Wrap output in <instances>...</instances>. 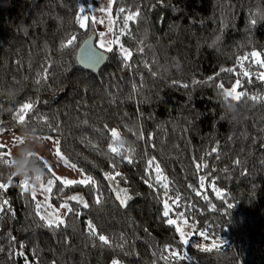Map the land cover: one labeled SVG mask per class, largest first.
I'll return each instance as SVG.
<instances>
[{"label": "trees", "instance_id": "16d2710c", "mask_svg": "<svg viewBox=\"0 0 264 264\" xmlns=\"http://www.w3.org/2000/svg\"><path fill=\"white\" fill-rule=\"evenodd\" d=\"M81 6L88 16L83 29L75 23ZM137 9L140 16L122 31L123 16ZM93 11L92 0H0V135L58 140L63 157L96 182L95 188L65 187L55 180L54 206L80 194L89 207L67 201L79 215H63L65 224L53 230L36 215L31 192L18 187L23 179L0 163V182L12 176L0 199L15 213H0V264H264V67L251 56L257 52L264 62V0H114L108 26L93 20ZM93 34L103 44L118 39L112 52L96 44L108 57L97 73L77 61ZM73 35V44L62 48ZM120 45L132 52L130 67ZM237 79V92L247 95L233 100L238 118L232 120L218 85L231 90ZM10 89L14 99L3 95ZM24 103L33 106L21 125L14 114ZM113 129L119 135L113 146L123 140L121 151L133 163L109 150ZM153 157L168 178L169 195L181 194V207L172 205L169 215L184 213L192 229L188 245L176 232L181 221L168 225L162 215L164 189L147 166ZM30 162L48 172L37 156ZM197 163L207 167L197 170ZM116 172L114 180L105 179ZM120 189L132 197L126 206L116 199ZM88 221L110 245L92 247ZM199 232L225 243L201 251L194 247L206 241ZM171 251L184 258H162Z\"/></svg>", "mask_w": 264, "mask_h": 264}, {"label": "snow or ice", "instance_id": "6c2138e0", "mask_svg": "<svg viewBox=\"0 0 264 264\" xmlns=\"http://www.w3.org/2000/svg\"><path fill=\"white\" fill-rule=\"evenodd\" d=\"M113 2H114V0H108L107 6L106 7H102L100 9V11H108V12H110ZM158 2L159 3H163L164 0H158ZM154 6L155 5H153V7ZM125 11H126L125 8H123V7L119 8V12L120 13H125ZM79 12L81 13V15L76 16L75 23H78L79 27L83 29V28L86 27L85 20L88 19V16L85 14L84 8L82 6L79 8ZM139 16H140V12H139L138 9L136 11H133V12H130V13L124 15L123 16V28H122V31L124 29H127L128 21H135ZM250 22H251V24L254 25L256 23V19H252ZM93 23H95V21H93ZM108 30H109V32L113 31L111 26L109 27ZM100 35L103 36V33H101ZM75 39H76V37L74 35L70 36L67 39L66 42L61 44V47L62 48L69 47L70 45L73 44V41ZM112 44H118V39L109 41L107 44H101L100 47L104 48V50L107 51V52H112L113 48L110 46ZM140 50L142 51L143 49H140ZM120 54L122 55L123 60L125 61V65L124 66L125 67H130L131 65H129L127 63V61L132 56V52L130 50L124 48L123 45H120ZM251 56L257 57L256 63L261 64V66L264 67V62H261L258 59L259 53L252 52ZM247 58L248 57H244L243 59H247ZM88 59H89L90 62L95 63V62H99L100 59H103V56H97V54L95 52L90 50L89 51V55H88ZM238 62L241 63V65H242V61H238ZM227 71L231 72V71H233V69H228ZM241 75L247 77V76H249V73L247 71H244V72L241 73ZM44 78L46 79L47 77L45 76ZM260 78H264V74H261ZM39 82L40 81L37 80V83H39ZM239 85H240V80L237 79L236 82H235V85L232 86L231 90L225 89L223 84L218 85V87L222 90V93L224 95L225 100H227L230 97L232 100L239 101V100H241L242 97L247 95V93H245V92H237V87ZM184 87H187V85H184ZM249 98L252 99V100L258 99V97H249ZM32 106L33 105L31 103H24L21 107H19L16 110V112L14 114V119L17 121V123H19L21 125H23L25 123V115H26V113L28 111H30L32 109ZM3 130H4L3 128H0V132H2ZM52 130L55 131L56 129L53 128ZM111 138H112V143L109 144V150L112 153H115L117 156H122L123 159L127 160V162L129 164L133 163V160H132V158L130 156L123 155V152L121 151L122 148H120L118 146H113L119 140V135L114 129L111 130ZM141 138H143V137L141 136ZM44 139L52 140L51 137H44ZM15 142L20 143L21 142L20 138H15ZM59 143L60 142L58 140L54 141V144L56 146L55 147V154H56V156L59 159L63 160L65 164H68V161L60 153ZM0 147H2V146H0ZM211 152H216V148H213L211 150ZM209 154H211V153H209ZM10 156H11L10 152H7V153L6 152H0V163H3V164H5V165H7L9 167H13V165L11 163V159L5 158V157H10ZM217 158H219V157L217 156ZM37 161L40 164L43 163L44 166L48 169V171L51 172V168H48L46 161H42V158H40L39 156H37ZM233 163L236 166H240L241 165V161L239 159L234 160ZM261 163L264 164V161H261ZM69 166L72 167L73 169H75V167H76L74 164L73 165H69ZM147 166L149 168H152V167L155 168V170L157 172L156 182H157V184H160V186L164 189L163 195L166 198L162 201V203H163V213H162V215H163V217L167 218L166 222H167L168 225H176L177 224V219H173L172 217H170L169 213H170V211L172 209V205H175L176 207H181V205L179 203L180 200H181V194L179 192H177V193H175L174 196L169 195L168 178L163 175V172L161 170V166H160V164L158 162H156L155 157H153V158L148 160ZM195 166H196L197 170H200L202 167H207L206 164H200V163H197ZM112 167L115 168L116 164L113 163ZM224 171L227 172L228 169H225ZM81 172H82V170H81ZM241 174L242 175L246 174V171H242ZM104 175H105V179L114 180L115 176H119L120 173L116 172L115 175H111L109 173H105ZM53 176H54L55 180H59L61 182V184L64 185L65 187L66 186H70V185H75V184H81V185H84L86 187L91 185V186H93V188H95V185H96L95 180L91 176H82V178L80 180L64 179V178H61L59 176H56L54 173H53ZM204 179L205 178L203 176L200 177L199 182H200L201 186H203V184H204ZM11 183H12V176H9L7 183L0 182V191H5L6 192L8 190V188H9ZM53 183H54V180L53 179H49L47 181V185L46 186L44 184H41L42 190L44 192H51ZM145 183H148V181L145 180ZM148 186L149 187H153V185L150 184V183L148 184ZM18 187L21 189L22 193L31 192L32 198L35 199L36 191L29 184L27 179H23L22 181H20ZM188 187L193 192H195L197 196L201 195V193L199 191H197V188L195 186L189 184ZM113 190L116 191V189H113ZM61 191H63V189H61ZM121 194L123 195V198H122ZM216 195L219 197L221 195V193L217 190L216 191ZM94 199H95V203L96 204H100L102 202V193H97L95 195ZM116 199L120 201L121 205H125L126 206L127 200H131L132 197L130 195H128L127 189H120L117 192ZM203 199L207 200L208 199L207 195H204ZM67 201H75L77 204L82 205L84 208H88L89 207L88 202L84 199V197L82 195L76 194V195L68 196L67 200L65 201V203L61 205V208H65L67 210L64 215H66L67 213H73L75 215H79L78 213H74L73 207L69 206ZM169 201H171V204L169 203ZM189 207H191V206H189ZM228 207L231 208L232 205L229 204ZM40 208H41V204L37 203L36 204V209L39 210ZM8 212H12V209H11V206L9 205V201L7 199H5L2 202H0V213H3L4 215H7ZM12 215H15V213L12 212ZM36 215L39 216L41 221H45V224L43 226H46V227H48L50 229H53V230L59 229L62 225L65 224V220H64L63 216L60 215V214H56L55 216H53L52 213H47L46 215H40L39 211H37ZM178 219L180 221H182L184 224L188 223V221L184 217V213L183 212L179 213ZM193 228L195 229V224H193ZM176 232L179 233V242L181 244H183V245H188L189 244V238L188 237H190L192 235V233L189 232V233L186 234L184 231L181 230L180 227L176 228ZM87 235H88L89 238H92V247H104V246L110 245L109 238L106 235L99 234L98 231H97V228L95 227V225L91 221L87 222ZM199 235L201 237H203L205 240L208 239V234L206 232H199ZM64 243H67V241L65 240ZM21 247H23V245H21ZM120 247H122V245H120ZM194 247L198 248L201 251L210 252L213 249L217 248L218 245L215 242H213L211 247H205V246L197 243V244L194 245ZM169 248H170V246L166 245L165 246V251L166 252L169 251ZM20 255H23V253H20ZM172 257H175L177 260H180V259L184 258L183 256L179 255L175 251H171L169 256H163L162 258L165 259V260H168V259H171ZM26 264H27V260H26ZM112 264H119V261L114 259L112 261Z\"/></svg>", "mask_w": 264, "mask_h": 264}, {"label": "rangeland", "instance_id": "374dc122", "mask_svg": "<svg viewBox=\"0 0 264 264\" xmlns=\"http://www.w3.org/2000/svg\"><path fill=\"white\" fill-rule=\"evenodd\" d=\"M108 4V0H92V6H93V14H92V19L99 21L105 26L109 25L111 22V17H110V12L108 11H100L102 7H106ZM112 8V7H111ZM111 11V10H110ZM85 21V25H86ZM103 44L102 40H99L97 42V45L100 49V45ZM27 136L28 140H25L24 137ZM44 137L47 136H34V135H22V134H15V133H9L7 135H0V146L1 148H5L6 152L11 153L12 159L18 155L19 150L24 147H30L31 152L30 156H39L42 158V161L47 162L48 168H51V172L46 170L48 172H45L44 177L41 179L38 185L34 186V189L36 191V196L35 199L37 203L41 204V208L39 209L41 215H46L47 213H52L53 216L56 214L64 215L66 213L65 208L61 207H56L54 206V203L52 202V196L51 192H44L41 188V184H44L45 186L47 185V181L49 179H53L55 183V179L53 176V173L56 176H59L64 179H72V180H80L82 176H86L83 172H81L77 167L73 169L69 165H73L68 162V164H65L63 160L59 159L56 154H55V144H54V139L52 140H47L44 139ZM15 138H20V143L15 142ZM62 155V154H61ZM63 156V155H62ZM14 160V159H13ZM15 161V160H14ZM54 183L52 185V188L54 186ZM3 200L0 199V202ZM178 221V218H177ZM180 225L181 230L184 231L186 234L191 232L192 229L188 225L184 224L181 221ZM215 242L217 245H221L222 243H225L224 240L222 239H207L206 241H197L195 244L199 243L205 247H211L212 243Z\"/></svg>", "mask_w": 264, "mask_h": 264}, {"label": "clouds", "instance_id": "9594fccd", "mask_svg": "<svg viewBox=\"0 0 264 264\" xmlns=\"http://www.w3.org/2000/svg\"><path fill=\"white\" fill-rule=\"evenodd\" d=\"M3 95L7 96L9 99H14L15 90L10 89L7 92H4ZM221 99L224 103V109L227 113V116H230L232 120H236L238 118V108L237 105L233 102V100L229 97L225 100L223 93L221 92ZM25 140H28V137H24ZM118 147L125 148V143L123 140H120L118 143ZM30 147H24L19 150L17 156L13 159L15 160V164L13 165V171L15 172L14 176H19L22 179H27L33 185H38L41 179L44 177L45 172L44 168L39 165H33L30 162ZM39 178V179H38Z\"/></svg>", "mask_w": 264, "mask_h": 264}, {"label": "water", "instance_id": "95a60500", "mask_svg": "<svg viewBox=\"0 0 264 264\" xmlns=\"http://www.w3.org/2000/svg\"><path fill=\"white\" fill-rule=\"evenodd\" d=\"M97 36L95 34L91 35L89 38L85 40V42L80 47L77 54V61L80 66L87 71H91L94 73L99 72L107 63L108 57L107 54L98 49L97 46ZM93 51L97 54V56H103V59H100L99 62H90L88 59L89 51Z\"/></svg>", "mask_w": 264, "mask_h": 264}]
</instances>
